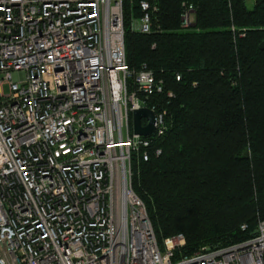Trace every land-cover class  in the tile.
Masks as SVG:
<instances>
[{"label": "built area", "instance_id": "built-area-1", "mask_svg": "<svg viewBox=\"0 0 264 264\" xmlns=\"http://www.w3.org/2000/svg\"><path fill=\"white\" fill-rule=\"evenodd\" d=\"M139 6L133 27L149 34L158 7ZM163 92L127 65L123 0H0V264H264V220L177 261L183 234L160 247L133 185L134 158L162 153L167 112L148 104ZM142 108L149 137L133 130Z\"/></svg>", "mask_w": 264, "mask_h": 264}, {"label": "trees", "instance_id": "trees-1", "mask_svg": "<svg viewBox=\"0 0 264 264\" xmlns=\"http://www.w3.org/2000/svg\"><path fill=\"white\" fill-rule=\"evenodd\" d=\"M141 1L123 0L126 62L164 83L148 105L167 129L161 155L134 158L133 186L160 247L185 236L177 261L244 242L264 220V0H146L158 7L149 34L133 27Z\"/></svg>", "mask_w": 264, "mask_h": 264}, {"label": "water", "instance_id": "water-1", "mask_svg": "<svg viewBox=\"0 0 264 264\" xmlns=\"http://www.w3.org/2000/svg\"><path fill=\"white\" fill-rule=\"evenodd\" d=\"M260 49L264 50V42L260 45ZM142 119H147L149 124L142 126ZM156 116L154 112L147 108L134 111L132 115V123L134 133L142 137H149L155 132Z\"/></svg>", "mask_w": 264, "mask_h": 264}, {"label": "rangeland", "instance_id": "rangeland-1", "mask_svg": "<svg viewBox=\"0 0 264 264\" xmlns=\"http://www.w3.org/2000/svg\"><path fill=\"white\" fill-rule=\"evenodd\" d=\"M248 4H249L250 7H252L253 6V1L252 0H248ZM193 21H194V15H192V17H191V23L190 24H192ZM5 92L8 93L7 86H5Z\"/></svg>", "mask_w": 264, "mask_h": 264}]
</instances>
